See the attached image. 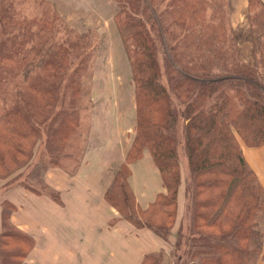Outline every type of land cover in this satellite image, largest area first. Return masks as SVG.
<instances>
[{
    "label": "trees",
    "instance_id": "16d2710c",
    "mask_svg": "<svg viewBox=\"0 0 264 264\" xmlns=\"http://www.w3.org/2000/svg\"><path fill=\"white\" fill-rule=\"evenodd\" d=\"M5 1L0 0V15L5 13V23L0 25V94H4L0 102V180L8 181L3 189L18 182L46 130L49 143L45 141L48 149L44 148L42 155L47 159L38 166H59L58 162L68 156L61 152L62 145L59 149L60 140L78 127L80 114L75 101L67 98L68 92L70 96L79 94V76L63 75L75 58L66 31L63 28V42L58 43L54 40L55 15L44 12L28 18L12 7V0L4 5ZM141 1L114 0L119 6L115 27L134 89L135 126L126 165L115 173L105 200L134 227L146 228L172 243L169 252L144 254L140 264L150 260V264H159L155 260L160 256L170 257V264H255L264 236V228L257 229L258 221L264 220V190L246 162L242 146L264 145V62L259 57L264 39V0H247L241 38L250 46L248 59H243L236 48L237 34L228 27L221 3L212 6L211 0H171L172 9L163 17L160 13L162 24L168 20L172 26L165 25L169 43L164 33L157 35L166 46V82L148 17L138 7ZM223 4L228 5V0ZM62 25L77 38L93 31ZM150 25L160 27L156 22ZM169 29L175 37H169ZM181 56L186 58L179 60ZM86 61L83 59L79 68ZM36 68L44 71L35 72ZM143 151L149 152L166 193L158 194L142 211L156 204L162 210L160 215L172 220L169 208L172 213L176 210L181 165L186 168L185 213H189L184 214L176 235L170 234V226L163 227L158 213L152 214L157 217L153 221L134 218L138 209L135 200H130L132 192L123 168L141 158ZM110 189L114 198L108 197ZM46 196L58 201L59 194L54 190V195ZM1 207L2 223L16 207L6 201ZM19 233H8L19 247L13 264H22L33 246L30 236ZM168 236L175 240L170 242ZM3 257L5 264L12 263L10 255L0 252L2 261Z\"/></svg>",
    "mask_w": 264,
    "mask_h": 264
},
{
    "label": "rangeland",
    "instance_id": "374dc122",
    "mask_svg": "<svg viewBox=\"0 0 264 264\" xmlns=\"http://www.w3.org/2000/svg\"><path fill=\"white\" fill-rule=\"evenodd\" d=\"M9 0L5 1L4 5ZM14 8H17V12L22 16H27L31 18L33 14H40L44 12L51 13L56 22L53 23L55 30L54 40L58 43L63 42V28L66 31V39L69 38L70 42L74 46L75 58L73 60L74 65H68L63 72L64 78L71 77L77 74L79 77V89L77 90L79 94L70 96L67 93V98L73 99L76 106L79 108L80 114L78 112V118L76 122V127L73 132L68 136L63 137L60 140L59 149L61 145L63 146L62 153H68L67 157H64L59 163V166L42 167L38 166L42 159H47L43 154V149H48L49 143V132L46 130V137L40 135V139L37 141V148L34 149V153L31 155V160L28 166L24 167L21 171L22 174L17 179L15 185L10 186L7 189H3L6 180H0V209L2 212L1 203L6 201L9 202L3 196L4 194L14 188L24 189L34 195H54V189L51 182L66 180L79 179L81 174L80 165L83 163V168L90 166L91 172L88 174L89 179H100L105 182H112L115 173L120 171L121 166H125L126 154L130 149L132 138L134 137V130L132 134L127 133L128 127L131 125L132 108L135 106L134 100V89L130 81V68L129 63L124 54L121 39L116 30V24L114 21V16L118 10L117 5H115L114 0H12ZM171 0H142L139 2V8L146 13L148 17L149 29L156 41V56L159 62L162 80L166 82V67L164 60V53L166 52V46L164 42H159L157 40L158 34H163V38L167 43L169 39L167 37V32H165L166 27L171 28L169 21L167 20L162 24V19L160 13L170 11L172 9ZM225 0H211V5L222 4L223 10L226 9V18L228 22V27H232V32L237 34L235 37L236 47L239 49L240 56L243 59H248L250 54V46L244 41L242 36V28L246 22V7L247 0H228V5H224ZM51 3L54 7L49 4ZM56 6V7H55ZM212 8V7H211ZM245 15L243 16V12ZM211 15V11L208 16ZM0 25L4 24L3 20L4 14H1ZM156 20H154V19ZM22 23L23 19L21 20ZM159 23L160 27L152 26L151 23ZM168 22V23H167ZM62 23L70 24L73 28L78 31L83 29L93 30L87 37L77 38L73 34L69 33L68 30L62 25ZM225 23V22H224ZM33 27L36 25L32 22ZM2 29V28H0ZM226 32L227 28L225 26ZM171 30L169 29L168 35L170 38L175 37L171 35ZM69 36L71 37H68ZM179 34V33H178ZM227 37H229L228 33ZM186 37V36H185ZM262 54L259 56L264 62V39L261 41ZM81 53V54H80ZM80 54V55H79ZM86 58V65L80 67V63ZM186 57H179V60ZM75 68V70H74ZM79 68V69H76ZM35 72H43L42 69H34ZM22 79H20L21 81ZM23 85V84H22ZM3 93L0 94V102L3 97ZM135 126V125H134ZM52 126H49L50 128ZM45 141H48L47 145L44 147ZM29 150V148H27ZM181 155L184 156L182 149L179 148ZM144 152V151H143ZM61 159V158H60ZM59 159V160H60ZM141 158L134 159L127 164V168L124 167L126 172V180L128 186L132 192L130 200H135L138 210L133 213L135 220L142 222L144 219L148 221L153 213H158L160 215L161 208L159 205H153L148 211H142L148 208L150 202L145 208H139L137 203L136 195L131 188V165L137 162ZM157 168V167H156ZM20 171V173H21ZM83 179H87V174L84 173ZM162 182V181H161ZM26 186V187H25ZM30 188L33 190L31 191ZM33 191H40L41 194H36ZM109 198H114L111 189L108 193ZM132 198V199H131ZM160 201V197L156 203ZM135 204V203H134ZM136 208V207H135ZM164 211V209H163ZM0 212V214H2ZM9 212V208L5 207V213ZM176 212V210H175ZM175 212L172 213V207L169 208V216L172 215V220H167L169 217L162 218V225L165 229L170 228V234L172 228L175 226ZM189 211L186 210L185 215ZM260 215V212H257ZM11 215V214H10ZM121 218H123L120 215ZM157 218V217H155ZM185 218V217H184ZM124 219V218H123ZM171 219V217L169 218ZM125 220V219H124ZM170 221V223H168ZM259 225L257 229L262 231L264 228V220L258 221ZM1 224V231L3 230V236L0 237V252L6 253L11 257V264L17 261V249L19 248L17 244L14 243L13 239L10 237L11 231L15 233L20 232V235L26 236L23 230L18 229L9 219ZM171 224V225H170ZM3 225V228H2ZM180 226V224H179ZM179 226L172 233L176 235ZM186 227V223L184 224ZM136 228V227H135ZM138 229V228H137ZM16 230V231H15ZM186 230L183 228V233ZM28 236V235H27ZM171 241L175 238L169 237ZM254 243V241H253ZM3 246V247H1ZM16 251V252H15ZM159 264H170V257L160 256V260H155ZM152 260L148 262L150 264ZM7 263V262H6ZM0 264H5V259L3 261L0 258ZM10 264V263H8Z\"/></svg>",
    "mask_w": 264,
    "mask_h": 264
},
{
    "label": "crops",
    "instance_id": "0c3cea01",
    "mask_svg": "<svg viewBox=\"0 0 264 264\" xmlns=\"http://www.w3.org/2000/svg\"><path fill=\"white\" fill-rule=\"evenodd\" d=\"M132 109L134 119L135 106ZM134 125L135 119L127 133L132 134ZM242 151L264 190V145L257 148L242 146ZM83 165H80L79 179L51 182L59 194L58 201L21 188L4 194L3 197L16 207L10 215L11 222L33 239L32 249L22 264H140L146 253L169 252L172 243L146 228L137 229L120 217L104 197L111 182L101 180L100 176L89 179L92 169L90 166L83 168ZM185 170L181 165L175 202L176 224L171 233L178 228L185 214ZM131 171V188L141 209L153 202L158 194L166 193L148 151L131 165ZM84 173L87 179H83ZM255 264H264V236Z\"/></svg>",
    "mask_w": 264,
    "mask_h": 264
}]
</instances>
